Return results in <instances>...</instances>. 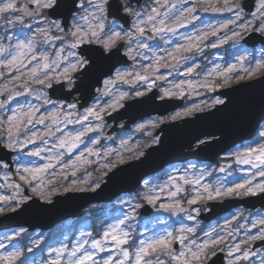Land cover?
Wrapping results in <instances>:
<instances>
[{"label":"rangeland","instance_id":"obj_1","mask_svg":"<svg viewBox=\"0 0 264 264\" xmlns=\"http://www.w3.org/2000/svg\"><path fill=\"white\" fill-rule=\"evenodd\" d=\"M30 1L45 8L54 2ZM209 2L148 0L138 9L127 8L135 12L136 22L124 30L106 17V0H84L67 29L47 13L27 20L17 11L20 1L0 0V85L12 82L17 87L10 102L0 105L5 141L10 142L7 133L18 125L30 126L14 145L26 149L19 152L16 168L0 164V215L32 196L47 201L54 183L95 187L107 169L140 156L156 142L154 130L162 121L192 115L220 102L207 91L216 85V77L231 84L264 72V47L251 50L241 41L251 29L264 32V0L251 16L239 11L221 21L206 20L196 13L197 7ZM146 26L157 32V42L137 37V30ZM118 38L130 41L125 52L136 63L107 77L89 107L78 110L47 98L40 84L70 79L83 66L78 44L96 41L108 47ZM180 58L177 67L164 70L169 60ZM132 75L149 79L131 88L127 81ZM156 80L162 96L186 95L187 104L168 115L144 117L112 137L93 134L107 112L118 109L129 95L149 90ZM47 128L56 130L55 136L43 140ZM261 189L264 125L255 144L238 146L217 163L191 160L169 165L145 178L132 193L92 206L82 218L62 220L47 231L24 227L0 231V264H205L219 249L226 251L225 264H264V248L249 249L255 238L264 235V209L250 212L240 207L208 223L200 219L198 206L183 214L146 219L137 212L143 201L153 206L187 205ZM91 214L98 215L91 218ZM174 240L180 243L176 250L172 249Z\"/></svg>","mask_w":264,"mask_h":264},{"label":"water","instance_id":"obj_2","mask_svg":"<svg viewBox=\"0 0 264 264\" xmlns=\"http://www.w3.org/2000/svg\"><path fill=\"white\" fill-rule=\"evenodd\" d=\"M77 1L56 0V3L49 7L47 12L53 17H61L64 26H68L72 13L77 9ZM140 1L132 0V3L137 4ZM242 6L249 13L253 9L254 0H233L226 6L225 11H208L205 9L203 13L228 14ZM123 7L124 4L120 0H110L108 3V16L115 15L123 20L125 24H128L131 14L122 13ZM22 9L26 17L40 13V9L31 4H27ZM147 34L150 33L147 31ZM152 37L153 35H151ZM244 40L251 46H255L258 42L264 44V36L256 32L247 35ZM121 48V42H116L105 53L102 47L95 43H83L79 46V53L84 54L88 59V63L84 68L75 73V75H82L76 81L77 87L75 88L81 91L82 101L79 106L85 105L92 98L91 95L95 86L99 85L102 78L110 73L116 65L128 61L122 54ZM59 85L54 84L52 86L51 94L69 99V94ZM11 87L12 85L2 86L3 102ZM216 93L225 98L223 103L216 104L213 108L202 112H195L191 117L186 116L182 119L172 120V122L162 123V126L156 130V133H161L159 142L146 149L141 157L113 168L104 182L95 190L68 191L64 194L55 195L53 200L47 202L41 201L38 197L26 200L19 208L0 216V230L22 225L30 229H36L37 227L48 229L60 219L69 216H80L83 207L90 202L111 201L114 196L131 191L141 183L143 177L161 169L167 163L185 161L189 158L214 160L217 154L224 153L230 147L237 145L238 142L252 137L260 122L264 120V74L257 76L255 79L225 87ZM184 100V98H162L158 100L155 92L128 100L123 107L107 116L108 119L115 120V126H112L110 131L128 128L130 123L140 117L149 116L150 113L161 115L172 111V109L180 107ZM121 119H125L124 123L116 126L118 120ZM205 135L214 138L198 143L194 148L195 141ZM10 154L0 143V159L3 158L9 161ZM197 204L202 210L207 206L210 207L208 212L200 214L203 220L209 221L210 218L220 212L229 210L232 206L240 204L246 207L264 206V190L257 194L242 195L240 197H220L219 199L200 201ZM187 208H189V205L187 207L153 208L148 203H144L139 208V212L143 217H148L150 215H166L168 210L174 213L184 212ZM258 245H264V237L254 241L251 250L256 249ZM176 246H178L177 243H175ZM224 256L225 253L221 250L211 256L206 264H223Z\"/></svg>","mask_w":264,"mask_h":264},{"label":"flooded vegetation","instance_id":"obj_3","mask_svg":"<svg viewBox=\"0 0 264 264\" xmlns=\"http://www.w3.org/2000/svg\"><path fill=\"white\" fill-rule=\"evenodd\" d=\"M146 1H148V0H143V2L145 3ZM168 3H172V4H177L179 1H181V0H175L176 2L174 3V2H170L171 0H166ZM142 2V3H143ZM226 2H228V1H218V2H216V1H214L213 2V0H210V2L207 4V5H205V6H207L209 9L210 8H212V9H217V8H221V6H225L226 5ZM202 8V7H201ZM201 8H199V9H197L196 10V13L197 14H199L200 13V10H201ZM243 12V14H244V11L243 10H237V11H235V12ZM235 12H232L230 15H228V16H212L211 18L212 19H214V20H219V21H221L222 19H227V18H229V17H231L232 16V14H234ZM149 14H153V12L152 11H149ZM252 15H253V13H251ZM246 15V14H245ZM246 16H250V15H246ZM134 18H135V16H134ZM151 29V28H150ZM146 30V28H144V29H142V31H137V37L139 38V39H141V40H143V41H145V42H149L150 40H148V38L146 39L145 37H143L141 34H142V32L143 31H145ZM152 31L153 32H155V30H153L152 29ZM198 31H200V30H198ZM126 41H128V39H126ZM156 41H158V40H156V37L154 38V40L152 41V42H156ZM128 44H130V41H128L127 42V45ZM189 54V53H188ZM180 61H182L181 60V58L179 59ZM136 62H135V60L134 59H132V62L131 63H129V65L130 66H133L134 64H135ZM180 64V63H179ZM123 66H120V67H118V69H120V68H122ZM132 79H134V80H137V84L136 85H133L132 84ZM147 79H149V76H142L141 78H138L137 76H134V75H132L130 78H129V80L127 81V86L129 85V87H131V88H136V87H138V85H141V84H143V80H147ZM215 80L217 81V82H221L222 80H221V78L220 77H216L215 78ZM155 84L153 85V86H157L158 88H159V82H158V80H156L155 82H154ZM152 87V86H151ZM150 87V88H151ZM149 88V89H150ZM149 90H147V91H144V92H141V93H146V92H148ZM24 93H26V92H24ZM135 94H133V95H129V96H134ZM128 96V97H129ZM127 97V98H128ZM96 98H97V96H96ZM96 98H94L89 104H91L92 102H94V100H96ZM72 102H76V100H74V101H72ZM88 104V105H89ZM25 129H26V131L28 130L26 127H25ZM20 139V137L18 138V137H15L13 140H12V143H15V142H17L18 140ZM13 148V150H14V156L15 155H17L19 152H20V147H12ZM18 152V153H17ZM13 169H15L16 168V162H15V159H13Z\"/></svg>","mask_w":264,"mask_h":264},{"label":"trees","instance_id":"obj_4","mask_svg":"<svg viewBox=\"0 0 264 264\" xmlns=\"http://www.w3.org/2000/svg\"><path fill=\"white\" fill-rule=\"evenodd\" d=\"M58 191H64V190H67L66 188H59L57 189Z\"/></svg>","mask_w":264,"mask_h":264}]
</instances>
